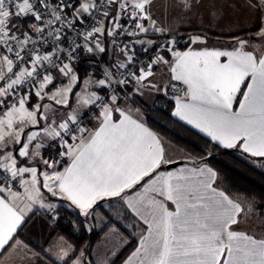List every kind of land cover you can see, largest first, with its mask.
Listing matches in <instances>:
<instances>
[{
	"label": "snow or ice",
	"instance_id": "obj_1",
	"mask_svg": "<svg viewBox=\"0 0 264 264\" xmlns=\"http://www.w3.org/2000/svg\"><path fill=\"white\" fill-rule=\"evenodd\" d=\"M150 4L0 0V250L22 245L17 237L38 211L54 224L61 206L55 198L85 219L95 218L103 206L98 201L107 200L109 207L117 202L127 213L109 214L103 221L110 234L124 240L122 228L140 229L132 254L136 264H264V237L232 228L255 211V204L246 209L218 191L217 173L206 159L193 161L191 168L180 167L190 157L173 160L161 138L120 107L145 88L159 91L150 78L154 68L167 65L171 80L186 86L173 116L199 129L216 146L264 158V55L243 51L247 40H239L232 51H177L180 37L168 34L151 14ZM197 4L184 0L187 14ZM256 6L264 12V4ZM29 15L34 22L31 34L14 22ZM158 33L167 36L162 44ZM257 35L264 41V27ZM50 41L51 51L41 55ZM189 42L206 45L207 38L189 37ZM154 49L159 52L146 62L137 56V51L148 54ZM109 50L112 62L101 73L103 78L90 77L86 87L75 92L79 77L74 64L80 51L99 56ZM164 53H171V60ZM89 87L107 94L90 92ZM69 94L76 98L75 107ZM87 106L97 111L92 128L85 126L82 115ZM52 142L58 155L45 159L41 149ZM173 165L176 169L168 170ZM17 184L28 185L24 207L16 203L21 199L13 191ZM128 216L133 223L125 226L121 221ZM73 256L62 249L58 259L86 264L85 252ZM125 264H131V258Z\"/></svg>",
	"mask_w": 264,
	"mask_h": 264
},
{
	"label": "crops",
	"instance_id": "obj_2",
	"mask_svg": "<svg viewBox=\"0 0 264 264\" xmlns=\"http://www.w3.org/2000/svg\"><path fill=\"white\" fill-rule=\"evenodd\" d=\"M258 4H264V0H198L196 8L191 11L190 14H187L188 10L184 7V0H151V4L148 7L150 8L151 14L158 21V23L169 30V35L171 33H176L178 37H180L177 43V51L184 52L192 48L204 47H207L210 50L215 49L223 51H232L239 47V40H247L248 44L245 46L243 51H252L254 52V54L264 55V41H262L257 35L259 29L261 27H264V12H262L256 6ZM14 22L20 24L22 30L27 32L24 25V21L21 18H18ZM184 31H188V34H184ZM156 35L158 37V43L162 44L167 39L166 36L162 38L159 33ZM196 36L206 37V45H192L189 42V37ZM137 47L140 46L137 45ZM164 55L165 58L171 60V53H164ZM108 59H110L112 62L111 53H109ZM221 59L222 61L226 60V58ZM111 62L106 65L109 66ZM76 65L77 64L75 63L74 67ZM153 73L154 75L150 79L153 80V83H155L160 90L157 91V89L155 88H145L143 90V94L139 96L141 98L140 100L142 101L141 103H143L144 105L147 103V105L151 106L155 101L156 97L164 95L171 101L172 115L173 112H175L176 110V99L178 97L184 96L186 86L180 81L171 80L170 70L168 69L167 65H158L156 68L153 69ZM172 86L179 87L181 92L176 95L169 94L167 90H170ZM96 91L98 94L101 92V90L99 89H96ZM128 91L131 92V88H129L127 92ZM36 102L37 99L33 98L31 101V105L34 106ZM130 102L131 101H129V103ZM26 107L28 106L26 105ZM87 107L82 109V115L86 112ZM120 107L126 112L130 110V114L132 115L133 119H137L138 122L142 121L145 124L143 119V113L139 112L136 108L129 107L128 104H126L125 100L121 102ZM237 107L238 104L234 105V108ZM96 114L97 112L95 113V115ZM118 115V113L115 114V116ZM94 117L92 121L88 124V128H92L93 125L96 124V120ZM172 117L180 123L191 128L195 132L199 133L200 135L204 136L208 140H210V138L207 137L205 134L201 133L199 129H196L193 126L187 124L186 121H181L178 117L173 115ZM146 127L150 131L154 132L147 125ZM163 146L165 147L166 154L170 156L173 160L181 159V157H175L173 155L171 151L172 149H170V147H168L165 142H163ZM41 151L45 159L52 157L51 152L48 150V146H45L43 149H41ZM243 154L250 156L247 153ZM179 166L191 168L193 167V163L190 160H186L183 164ZM176 167H173L168 170H175ZM0 169L2 170V168ZM26 179L30 181L31 176H27ZM215 186H217L218 191H222L218 185L217 178L215 181ZM27 190L28 185L19 184H17V188L13 190L19 193L21 197L20 200L16 201V203L20 207L25 206L26 201L24 198L27 195ZM43 191L46 192V190ZM55 201L58 205L64 203L59 198H55ZM168 203L170 207L174 210V205H171V202ZM252 218H254V216ZM98 223V226L104 225V223H102L101 221H99ZM88 227L92 228V226ZM144 227L146 228V226ZM139 231L140 229L136 233H133L135 239L136 235L139 234ZM17 239L22 241L21 246L17 247L13 245L10 248H6V250H0V264H53V261H55V264H63V261L58 259V256L61 254L62 249L69 251L70 255H72V253L74 252L73 259L79 257L80 253L83 251H76L74 245L65 236L55 232L53 223H51L48 218L42 215L39 211L32 216V219L29 220L27 225L20 231V234ZM125 241V243L128 242V240ZM69 245L71 246V248H68ZM99 246L100 243H98L94 247V259L92 263L88 261L86 256L84 257L86 264H100L98 261L95 260L94 255ZM128 247L129 243L127 244L125 249H127ZM137 247L138 243L137 240H135V244L126 253L124 259L119 264H125V262L129 261L130 258L131 264H136V258L133 257L132 254L135 252ZM108 248L110 249H107L108 251L105 254L106 258L103 264H111V262L116 260L118 257L117 256L116 258H114V255L112 254L113 252L118 250V246H108ZM41 249H43V251H41ZM45 253H47V255Z\"/></svg>",
	"mask_w": 264,
	"mask_h": 264
},
{
	"label": "trees",
	"instance_id": "obj_3",
	"mask_svg": "<svg viewBox=\"0 0 264 264\" xmlns=\"http://www.w3.org/2000/svg\"><path fill=\"white\" fill-rule=\"evenodd\" d=\"M184 34H188V31H184ZM102 57L103 63L111 62L107 53H104ZM82 59L88 58L83 56ZM75 68L79 70L78 65ZM167 92L169 93V91ZM146 111L145 124L160 138L191 153L198 162L206 159L207 164L217 173L218 185L227 196L252 202L256 206L255 210L259 214L262 213L264 210V164L260 162H263L264 159L245 155L237 148L226 149L216 146L204 136L180 123L172 117L171 101L164 95L156 97L153 104L146 108ZM208 152L212 153L210 157L206 155ZM116 199L113 198V201ZM98 203L103 205L101 209L106 220L109 214L117 215L119 213V217L127 215L120 203L113 202L111 207L108 206L107 200ZM62 205L59 207V218L53 224L55 232L65 236L74 245L76 251L83 250L88 261L92 263L94 247L100 242V236L107 228L103 225L100 228L92 227L93 230L88 231L87 225L77 214L78 210L74 208L72 210ZM121 223L125 226L133 223L132 216L123 219ZM138 230L139 228L128 229L127 227L121 229L125 239L129 241V247L111 264H119L135 244V237L129 236L128 231L136 233Z\"/></svg>",
	"mask_w": 264,
	"mask_h": 264
},
{
	"label": "rangeland",
	"instance_id": "obj_4",
	"mask_svg": "<svg viewBox=\"0 0 264 264\" xmlns=\"http://www.w3.org/2000/svg\"><path fill=\"white\" fill-rule=\"evenodd\" d=\"M106 53H107V55H109V53H111V51L109 50V52H106ZM81 55H83L84 58H88V59H82L83 56H81ZM102 55L103 54H101L99 56L91 55L89 57L88 54H85L84 51H80L79 60H78V63H76L79 67V70L76 69V72H77L78 77H79V87H76L74 89L75 92L80 93L82 91V89H84L86 87L87 81L89 80L90 77L92 79L103 78L101 73L103 72L104 68L107 67L108 65H106L105 63H102V61H101V59H103ZM57 87H60V85L57 84ZM88 90L90 92L93 90L96 91L95 88H91V87H89ZM53 91H55V89H53ZM167 91H169V90H167ZM128 92L130 93V91H128ZM69 95L71 96V94H69ZM121 95L123 96V95H125V93L123 92ZM139 96L140 95L129 96V98L126 99L125 102H126V104H128L129 107L136 108V109H138L139 112H142L143 113V119L145 121L146 120L145 119L146 118V112L148 111V109L146 111V108H148L150 105H147V103H146L145 104L146 106H145L143 103H141L142 101L140 100L141 98ZM129 101H131V102L129 103ZM70 103L73 107L76 106L75 96H71ZM91 121H92V119L89 120L85 126L87 127ZM162 140H163V142H165L167 144L168 147H170V149H172L171 151L175 157H181V158L190 157V159H188V160H190L192 162L197 161L196 157L191 155V153L187 152L183 148L175 146L170 141H167L164 139H162ZM48 150L51 152L52 157H56L58 155V149L55 147V142H52V146H48ZM253 163L256 164V162H253ZM260 163L264 164V161L260 162ZM3 171H4L3 169L2 170L0 169V173H3ZM3 177L4 176L2 175L1 176L2 179L0 178V180H3ZM16 188H17V185L13 188V190H15ZM230 199H232V198H230ZM233 200L237 201V202H241L245 206L246 209L248 208L249 202H246L241 198H233ZM104 206H105V204H104ZM70 209H72V208H70ZM262 213H264V210L262 211ZM262 213L259 214L256 210L254 212L247 213L242 219L239 220V227H237L235 225L232 226L233 230L246 232V233L251 234L257 238L264 237V215H262ZM253 216H254V218H252ZM81 219L84 221V223L87 225V227L92 226L95 228H100L102 226V225L98 226L99 221H101L102 223H103V221H106V219L104 218V215H103V210L101 208L97 209L95 218L85 219V217L81 216ZM96 219H98V220H96ZM109 229L110 228H107L106 230L103 229L104 232L100 236V242H99L100 246L96 250V252L94 253L95 260L98 261L100 264H103L105 262V258H106L105 254L110 249V248H108V246H114V245L118 246V250L115 251V255L114 256L112 255L114 258H116L117 256H119L124 251L127 244L129 243V241L127 243H125L126 239L122 240L120 236L117 237V235L110 234Z\"/></svg>",
	"mask_w": 264,
	"mask_h": 264
},
{
	"label": "built area",
	"instance_id": "obj_5",
	"mask_svg": "<svg viewBox=\"0 0 264 264\" xmlns=\"http://www.w3.org/2000/svg\"><path fill=\"white\" fill-rule=\"evenodd\" d=\"M81 3L84 2V0H80ZM89 2H91V0H89ZM23 21H24V25H25V28L27 30V32H29V34H31V29L32 27L34 26V22L32 20V17L29 15V16H25V17H20ZM85 23H88L90 24L91 21H85ZM127 26V25H126ZM82 27V26H80ZM33 39H35V37H33ZM127 42V41H125ZM50 44H51V41L49 42L48 45H45L44 46V49L41 50V55H45V54H49V52L51 51V48H50ZM61 47H64V45H61ZM137 49H139V47H137ZM159 52V49H154L153 51L149 52L148 54H145L143 52H140V51H137V56L144 62L148 61V58H155V55L156 53ZM77 63V61H76ZM181 92L180 88L179 87H176V86H172L169 90V94H172V95H176V94H179ZM100 95H106V91H102L99 93ZM97 111L93 108H91V106H88L87 107V110L86 112L83 114V119L85 121V125L87 124V122L91 119H93L95 113ZM2 175H0V178H1ZM2 179V178H1ZM4 179V177H3Z\"/></svg>",
	"mask_w": 264,
	"mask_h": 264
},
{
	"label": "water",
	"instance_id": "obj_6",
	"mask_svg": "<svg viewBox=\"0 0 264 264\" xmlns=\"http://www.w3.org/2000/svg\"><path fill=\"white\" fill-rule=\"evenodd\" d=\"M166 38H167V36H166ZM177 165H173L171 168H173V167H176Z\"/></svg>",
	"mask_w": 264,
	"mask_h": 264
}]
</instances>
